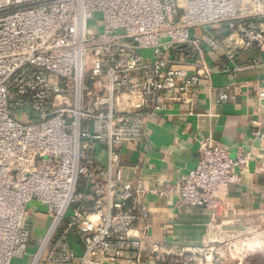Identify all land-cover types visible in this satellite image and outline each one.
Segmentation results:
<instances>
[{
    "label": "built area",
    "instance_id": "obj_1",
    "mask_svg": "<svg viewBox=\"0 0 264 264\" xmlns=\"http://www.w3.org/2000/svg\"><path fill=\"white\" fill-rule=\"evenodd\" d=\"M94 13L99 27L89 24ZM212 24L237 48L264 53V0H0V264L26 255L27 264L143 263L144 199L166 189L129 179L119 147L141 140L146 119L196 102L213 72L202 49L222 41L192 29ZM184 47L198 60L183 59ZM249 158L199 140L195 167L170 188L178 206L210 213L215 235L177 251L175 263L235 238L264 248V210L249 213L251 237L222 239L214 222L217 190L237 183ZM41 215L48 224L34 231L27 220Z\"/></svg>",
    "mask_w": 264,
    "mask_h": 264
},
{
    "label": "crops",
    "instance_id": "obj_2",
    "mask_svg": "<svg viewBox=\"0 0 264 264\" xmlns=\"http://www.w3.org/2000/svg\"><path fill=\"white\" fill-rule=\"evenodd\" d=\"M203 32L219 38L222 47L202 49L213 72L210 79L201 80L196 102L191 106L173 104L146 119L141 140L119 147L129 179L137 175L146 188L157 185L166 189L162 196L147 195L144 199L150 214L142 264H182L179 262L183 260L175 256L177 251L202 246L215 235L210 213L203 207L178 206L177 194L170 188L195 167L198 142L204 137L222 143L232 156L238 149L250 154L245 171L239 172V181L216 192L222 202L214 219L219 227L216 233L222 239L245 235L257 225L256 216L249 213L264 210V53L228 42L224 24L192 29L195 35ZM193 52L184 47L181 56L198 60ZM194 68L193 64L189 66L190 71ZM220 89L230 97L219 99ZM71 243L80 250L74 239ZM153 245L160 250L152 252ZM160 255L166 261L159 260ZM177 258L179 262L175 263ZM243 264H264V250L249 254Z\"/></svg>",
    "mask_w": 264,
    "mask_h": 264
},
{
    "label": "rangeland",
    "instance_id": "obj_3",
    "mask_svg": "<svg viewBox=\"0 0 264 264\" xmlns=\"http://www.w3.org/2000/svg\"><path fill=\"white\" fill-rule=\"evenodd\" d=\"M237 1L240 3L242 0H237ZM100 16L101 15L99 13H94V15H92L90 22H89L90 26L93 27L98 22L97 25L99 27L100 26V22H99ZM28 209L32 212H35L37 210L36 203L34 202L30 203L28 205ZM27 224L30 225L31 228L34 229L35 231L36 226L41 227V228L45 227L48 224V220L46 219V216L44 215L43 216L41 215L38 218L30 217L27 220ZM246 236L251 237V234H246ZM33 237H35L38 240L39 233H36ZM250 241H251L250 238L247 240H242V241H238V238H235L234 240H231V241L215 243L213 250H209V251L204 250L202 252H199V254L195 253L193 255H190L189 256L190 261L188 262V264H205L206 262L205 258L208 256H210L209 259H211L209 264H243L244 260L247 258L249 254L259 253L264 250V248H262V250L257 249V250L252 251L253 247L250 245ZM32 250H33V247L29 246L28 251L32 252ZM245 251H248L249 254H247V256L243 258ZM28 261L29 259H28V256L26 255L22 258L14 257L10 264H27Z\"/></svg>",
    "mask_w": 264,
    "mask_h": 264
}]
</instances>
